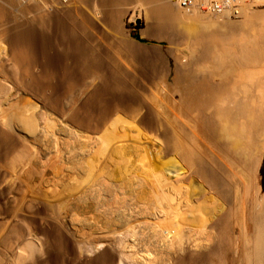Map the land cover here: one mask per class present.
<instances>
[{"label":"rangeland","instance_id":"374dc122","mask_svg":"<svg viewBox=\"0 0 264 264\" xmlns=\"http://www.w3.org/2000/svg\"><path fill=\"white\" fill-rule=\"evenodd\" d=\"M80 3L0 0V264H31L27 235L37 226L51 235L57 264H82L95 241L115 264H264V143L249 164L221 114L234 98H264V62L249 77L232 72L221 50L194 39L198 29L173 21L155 35L158 22L139 3ZM65 5L70 12L52 11ZM251 6L264 10V0ZM113 9H124L117 23L103 22ZM180 68L216 89L213 98L185 103ZM113 123L152 144H127L104 185L89 152L55 158V138L61 149L85 133L106 136ZM59 234L70 239L54 245Z\"/></svg>","mask_w":264,"mask_h":264},{"label":"bare ground","instance_id":"6f19581e","mask_svg":"<svg viewBox=\"0 0 264 264\" xmlns=\"http://www.w3.org/2000/svg\"><path fill=\"white\" fill-rule=\"evenodd\" d=\"M56 1H58L62 4L67 3L68 1L71 4L80 3V2L83 3L85 1L86 2L87 1L92 2V0H65V1L56 0ZM94 1H97L99 4H101L107 8H109V7L114 8L117 6L122 7L125 4L127 5L128 2H130V3L135 2L134 4L139 3V7L141 5L144 8L143 10H145L151 18L155 19L158 22V24H156V25H153V24L151 25L152 33L155 35H158L159 33L162 32V30H164V29H161V27L164 28L163 27V26H165L164 23L165 24L168 23V24H166V26L168 25V27H169V23H171L173 21H178V23H181L182 25H184V28L187 31H191L193 28L198 29L196 34H194V39H196L197 41L200 42V44L203 46L204 51H207L212 47L215 49L221 50V57L227 60V63L229 64L232 72H238L240 74H248V77H249L250 69H248V68L250 66L255 65V64L264 62V10H258V9L253 8L251 6L253 4V0H248V1L247 0H231L232 3H235V5H236L235 7H233L232 6L233 4L230 2L227 6L222 8L220 11H214V12L204 11L201 8H199L198 6H192L188 9H185V8H182L179 6L178 0H163L162 4L155 6V7H152V8H147L146 5L153 2V1H157V0H93V2ZM251 1H252V4L250 3ZM76 5H78V4H76ZM66 7H67L66 5L54 7V8L52 7V11H54V13H57L60 11L61 12L62 11L70 12L69 8H68L69 6L67 8ZM123 11H124V9H122V11H119L117 9H113L110 11L107 10L104 13L103 22L106 20V21L112 22L113 24L114 23L116 24L118 21L117 19L121 16ZM232 14L234 16L237 15L238 18L232 19L230 16ZM209 15H211V16H209ZM59 17H60V15H59ZM108 24H111V23H108ZM165 28H167V27H165ZM167 30H168V28H167ZM70 36L68 35L67 38L72 37V36L71 37ZM73 39H75V37ZM72 42H74V41H72ZM176 72H177L175 74L176 75V81L177 80L180 81L181 84L183 85V87H182L183 95H184L183 101L185 103L188 104L190 102H193L196 99H199V97H201L202 95H205L206 98L208 97L209 100H211L213 98L214 93H215L214 91L216 89L214 90V89H211V87L205 86V84L201 83L202 81L201 82L198 80H197L198 82L193 81L194 79L190 78L188 76V74L186 72H184V70L181 68L178 69ZM263 84L261 86H263ZM261 96L259 95V97H261ZM258 98L256 100H250L246 97H237V98H234L232 100V103L230 105L225 106L221 110V114L224 116L223 117L224 123L222 125L223 134L229 140V145L232 146V148L234 150L241 151V154L243 155V157L246 156V161L248 158L249 164L256 163L258 156H259V152H260L259 150L262 148V144L264 143V98H263V96L259 99ZM23 122L26 123L28 126L32 127L31 118H24ZM112 126H113V129L111 130V133L109 134V132H108V134L106 136H101V135L95 136V135H90L89 133H85V134L81 135V137L79 136L76 139L66 141L70 144H65L64 145L65 147L61 146V149L57 148V144L63 145L62 142L60 141V139L55 138L53 140V142L55 143V146H56V149L53 151V152H55V158L61 159L62 155H64V157L69 155V156H72V158H73L74 156H76V154H78L75 152V150H79L80 155L84 154V152H87V153L89 152L90 154H92L91 155L92 157L96 156V162H97V168L98 169L95 172L97 174H100L99 175L100 176L99 182H102V184L104 185V183H106L105 179H108L110 176L113 175V173H112L113 169H110L111 164L110 163L108 164V162L110 161L111 158H114L117 156H122L124 151H125V147H128V145H130L129 143H131V146H134V147L144 146L147 149H149V147H150L149 145L152 144L151 141L149 142V140L145 139L146 137L142 138L141 136L134 134V132H132V131L127 132L126 129H124L125 131H122V133H121L120 128H122V127L118 126L116 123L115 124L113 123ZM97 130H99V129H97ZM69 145L76 146V149H74L75 147H73L72 150H69L68 149ZM88 147H89V149L87 150ZM154 147L152 146V148H154ZM251 150H252V152H251ZM183 158H185V156H183ZM153 159H154V157H153ZM185 160H186V158H185ZM112 163H113V161H112ZM107 164L109 165V167ZM247 166L250 167V165H248V163H247ZM251 168H253V166ZM255 168H253V169H255ZM130 172H132V170H130ZM124 174H125V172H124ZM252 174H254V173H252ZM127 175H129L128 177L132 176L129 174V172H127L126 176ZM210 176H213V175H210ZM245 178L247 179L246 176H245ZM248 184H250V186H251V182ZM226 187H227V184H226ZM88 191L93 192V189L89 188ZM88 191H86L87 194H89ZM246 191H247V189H246ZM79 192H81V190L79 188H77L76 190H73V194L76 195V198H77L76 200L78 203L80 201H82L84 198L81 194H79ZM244 192H245V190H244ZM245 193H247V192H245ZM70 194H72V193L70 192ZM248 196H250V195H248ZM239 200H241V199H239ZM239 202H241V201H239ZM131 207H132V205H131ZM128 208H130V207L128 206ZM123 209H125V208H123ZM262 209L264 210V208H262ZM129 211L130 210H128V212ZM112 213H115V210L110 211V212L104 211L102 213V216L108 217V215L112 214ZM260 214H262V212ZM115 217H116V215H115ZM152 217L154 218V216H152ZM263 217H264V215H263ZM117 218H118V216H117ZM29 233L30 234L27 235V236H30L29 237L30 241H28L30 243V245H29L30 257H28V259L31 258V260H30L31 262L30 261L29 262L31 264H49V263L50 264H57L59 261V258L61 256L58 253H54L52 251L53 248L49 247L50 244L48 242H50L49 239H50L51 235L49 236L48 232L46 230L42 229L40 226L35 227L33 229V231H31ZM52 237H54V236H52ZM65 238L66 237H62L59 234L58 237L55 236L54 240L51 238V242L53 241V243H55L54 245H58L60 243L63 244V243H65V242H63V240H65ZM131 238H130L131 242L134 241ZM66 239H70V238H66ZM126 239H127V237H126ZM120 241H121V239H120ZM90 245H91V246H89L90 247V250H89L90 251V257L89 256H85V257L82 256L83 258L81 259L84 264H92V263L93 264H115L114 253H112L111 249H108L107 247H105L103 242L95 241V242H93V244H90ZM259 246L262 248V250L264 249V232L263 231L260 232V234L258 236L257 247H259ZM50 248H52V250ZM56 248H57V246H56ZM100 248H102V249H100ZM86 251H87V249H86ZM89 251H88V254H89ZM261 251H259V252H261ZM259 254H261V253H259ZM131 255H133V253ZM129 258L132 259V256ZM132 260H134L135 263H138V261H135V259H132ZM69 261H71V260H69ZM147 261L148 260H146V262ZM140 262H139V264H140ZM73 263H75V262L73 261ZM77 263L80 264V260ZM118 264H125V263H123V261L122 262L120 261ZM130 264H132V263L130 262Z\"/></svg>","mask_w":264,"mask_h":264},{"label":"built area","instance_id":"2783aa9c","mask_svg":"<svg viewBox=\"0 0 264 264\" xmlns=\"http://www.w3.org/2000/svg\"><path fill=\"white\" fill-rule=\"evenodd\" d=\"M230 2L231 0H178V4L182 8L188 9L192 6H198L204 11H211V12L220 11ZM232 4L233 7L236 6L235 3Z\"/></svg>","mask_w":264,"mask_h":264}]
</instances>
